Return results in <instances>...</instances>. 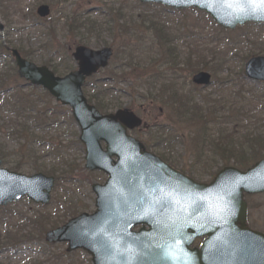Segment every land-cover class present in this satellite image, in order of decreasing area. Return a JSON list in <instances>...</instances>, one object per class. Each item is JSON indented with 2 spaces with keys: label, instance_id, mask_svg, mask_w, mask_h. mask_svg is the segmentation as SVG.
Instances as JSON below:
<instances>
[{
  "label": "rangeland",
  "instance_id": "1",
  "mask_svg": "<svg viewBox=\"0 0 264 264\" xmlns=\"http://www.w3.org/2000/svg\"><path fill=\"white\" fill-rule=\"evenodd\" d=\"M40 4L50 7L48 19L52 23L50 25L47 20L42 23L45 25L36 28L33 26L36 23L35 11ZM116 10L120 12L119 17H115ZM73 14H77V18L83 22L84 20L95 22L99 28L101 26L103 29L113 28L114 34L109 37L108 34L110 35L112 30L109 29L110 31L107 32L103 30L99 33L102 37L98 41L92 38L98 33L93 34L91 39H86L90 35H83L86 31L81 30L79 35L73 37L72 33H67L65 30L67 26L65 22ZM104 14H110V17L118 18L119 21L107 25L105 17L102 16ZM207 18L204 13L193 8L173 11L156 4H140L137 0H0V25L3 26L0 42H3L8 49H17L29 54V60L37 66L52 62L53 65L59 66L57 68L59 70H62L61 64L63 57L66 58L65 54L70 55L80 39H83V42L92 49H100L104 46L112 48L113 57L110 65L95 77L98 81L109 78L110 73H114L116 78L122 76V79H117L118 83H114V86L111 84L116 90L107 92L103 98L104 104L107 105V113H113L123 107L134 110L147 129L134 131L133 136L140 139L148 151L165 160L168 165L171 163L173 168L195 182L208 183L212 180L215 168H219L218 165H215V168L211 166L216 160L214 157L216 154L209 150L201 153L198 148L193 152L189 145V133L185 124L179 123L176 118L168 135H177L183 142L168 146L167 138L160 130L161 126L171 123L167 120L170 114L166 111L164 94L160 93L162 91L159 88L148 89L147 81L140 87L141 85L131 78L136 72L142 78L156 76L160 72L167 75L174 74L178 78V80L174 78L177 83L175 88L183 93L190 91L189 96L198 102L199 107L205 106L203 101L217 103L216 109L211 114L214 122L206 124L205 135L212 137V135L215 136L217 129L228 132L233 127L238 132V138L244 134L259 135L261 142L254 143L252 147L245 146L247 141H242L244 145L235 142L238 144H232V146L236 153H220L227 156L225 162L234 167L236 165L246 167L255 162L259 155L264 154V150H261L264 148V84L244 79L243 68L249 58L264 57V25L245 24L236 27L233 31H225L214 23L209 24L206 21ZM53 25L56 29L52 40L53 49L45 50L43 45L46 41L41 31ZM152 25L162 27L167 33L173 57H160V51L157 48L149 49L154 37ZM119 31L124 33L120 35ZM123 46H126L124 54L119 49ZM138 48L146 52L142 57L139 52H136ZM56 49L61 61L58 55L54 54ZM130 50H133L132 64L144 63L142 68L150 67L153 62L162 64L167 60L170 65L164 66L165 71H156V69L142 71L144 68L140 67L134 68L133 70H136L133 71L134 73L130 72L124 66L128 60H131L128 57ZM187 59L192 66L185 65L184 61ZM200 60L204 68L196 67ZM69 65L71 69L75 68L72 60ZM191 68L196 69L191 71ZM12 69L11 60H1V73ZM200 71L211 75L212 84L206 88H193L191 77ZM165 77L161 76L160 79L164 81ZM18 82L21 87L19 92L15 93L19 94L23 101L27 100L29 104L36 100L37 104H34L37 108L48 103L46 107L50 108L51 113L55 112L52 117L55 121L51 126L44 125L42 128L41 125L26 121L23 117H13L6 109V100L9 97L0 96L1 168L24 176L53 173L52 176L57 177L58 181L54 183L51 201L47 206H37L23 199L0 209V240L7 232L14 233L16 227L13 228V225L21 224L24 218L37 224L42 223L41 228L39 226L35 228L41 230L39 234L34 231L35 229L24 228L27 233L33 232L31 233L33 240L20 239L18 243L11 245L13 249L7 251L1 249L0 264H91L90 257L84 252L66 253L65 244L48 245L43 241V235L51 227L65 223L69 219L70 212L76 215L92 213L95 210V196L91 191V185H102L106 175L84 169V151L77 141L78 129L74 123L65 121L70 115V109L60 106L51 98L49 102L42 90L28 87L19 80ZM102 82L103 84L99 83L93 89L85 90V95H95L102 90L101 88L111 87L106 80ZM151 95L153 98L150 102L148 98ZM236 108L241 110L246 120L239 122V117H232L227 113ZM49 122L51 124V118ZM21 126L29 129L27 134H23V137L26 136L25 140L15 133V130H20ZM215 163L217 164L216 161ZM254 200L262 201L264 196ZM259 207L262 208L252 211L251 215L256 225L264 228L262 222L264 206ZM256 212L260 218L256 217Z\"/></svg>",
  "mask_w": 264,
  "mask_h": 264
},
{
  "label": "water",
  "instance_id": "2",
  "mask_svg": "<svg viewBox=\"0 0 264 264\" xmlns=\"http://www.w3.org/2000/svg\"><path fill=\"white\" fill-rule=\"evenodd\" d=\"M138 1L194 7L230 30L247 22L264 24L258 0ZM36 14L46 18L49 8L41 5ZM111 55L109 48L79 46L72 54L77 70L59 78L11 50L20 79L70 107L85 150V169L107 175L103 185L92 186L96 210L47 232L44 241L66 243L68 253L83 250L92 264H264V236L246 227L242 201L243 192L264 191V160L246 172L224 169L209 184H198L146 152L126 133L141 125L132 112L101 115L83 97L86 78L105 68ZM243 74L264 83V57L249 59ZM209 79L199 73L192 82L206 87ZM53 182L42 174L26 177L0 168V207L24 196L46 205ZM202 236L200 250L191 249Z\"/></svg>",
  "mask_w": 264,
  "mask_h": 264
},
{
  "label": "trees",
  "instance_id": "3",
  "mask_svg": "<svg viewBox=\"0 0 264 264\" xmlns=\"http://www.w3.org/2000/svg\"><path fill=\"white\" fill-rule=\"evenodd\" d=\"M46 3V2H45ZM110 15V14H109ZM108 14H104L102 16L105 17L106 19V24L109 25L111 23H117L119 21L118 18H112L110 17ZM120 16V12L116 10V16L115 17H119ZM51 20H49L50 22ZM86 21V23H85ZM206 21L209 24H212V22L207 18ZM46 20H38L36 18V25L37 27H41L42 23H45ZM52 22H50L49 24L51 25ZM66 27L65 30L67 33H72L73 37H76L77 35L80 34L81 30H85L86 33L83 35H90L88 38L86 39H91L92 35L95 33H98V35L96 37H92L94 40L95 39H101V35L99 33H102V31H108L109 29L112 30L111 34L108 36L112 37L111 35L114 34L113 28H107V29H103L102 26L99 28V26L96 25L95 22H89L88 20H84V22L79 18H77V14H73L72 17L69 20H66ZM152 29H153V33H154V37L152 38V46L149 49L152 48H157L160 52V57H173L172 56V48L170 46V40L169 37L167 35V33L165 32V30L162 27H155L154 25H152ZM109 30V31H110ZM55 27L54 25L50 28H47V30H43L41 31V35L42 37H44V42L45 44L43 45V49L47 50V49H53L52 47V40L54 38L55 35ZM120 35L121 33H124L123 31H119ZM81 34V36H83ZM121 37V36H119ZM98 40V41H99ZM47 44V45H46ZM77 45H84L87 46V43L83 42V39H80ZM162 48V52H161V48ZM62 48V47H61ZM119 49H121L123 51H126V46L120 47ZM146 50V49H145ZM20 51V50H19ZM132 51L130 50L129 52V59L132 58ZM135 52V51H134ZM136 52H139L140 56L142 57L146 52L143 51L141 48H138L136 50ZM20 53L22 54L23 57H25L26 59H28L29 54L27 53H23L20 51ZM55 55H58L59 60L61 61V57L58 54V49H56V52L54 53ZM66 58L63 57V62L61 64L62 70L57 69L59 66H55L53 65L52 62H47V63H43L44 65L48 66L55 74H65L66 72L71 70V66L69 65L70 61H71V57L70 55H68V53L65 54ZM69 56V57H68ZM2 59H9V53L7 52L5 46L3 45L2 42H0V63ZM134 60H128L126 64H124V66L126 68L129 69L130 72L136 71L133 70L138 69L141 67V69L144 68V70L142 71H147V70H151V69H156V71H165L164 70V66L165 65H170L169 60H167L166 62L162 63V64H155L156 62L151 63L150 67H143L144 63H138V64H132ZM149 62V61H148ZM185 65L186 66H192L189 62V60H185ZM173 63V60H172ZM203 62L200 63L198 62L196 64V67H201L204 68V65H201ZM123 66V67H124ZM193 69L196 68H191L190 70L193 71ZM129 72V73H130ZM134 73V72H133ZM127 75V74H126ZM125 75V76H126ZM161 76H166L164 81L161 78ZM13 77V80H12ZM118 78H116V75L114 73H110L109 78L106 79H102V80H96L91 78L88 82L87 85H89V87H95L97 84H103V80H106L107 83L109 84H114V83H118L117 79H122V76H117ZM134 78L139 85H141L140 87H142V83L144 84L145 81H147L148 83V89H161L162 94H164L163 98L166 100V106H167V113L170 114V118L167 119L168 121H170L171 123L166 124V126H161L160 130L164 133L165 138H167L168 141V146H172L174 144L177 143H182L183 141L180 139L179 136L175 135H168L169 129L174 125V119L176 118L177 121H179V123H184L187 133H189V145L192 147L193 152L196 148H198L199 152L203 153L205 150H209L211 153L214 154H218V153H236L234 152V146L235 144H241L244 145L242 143L246 142L245 146L248 147H252V145L254 143H259L261 141L260 136L259 135H254L252 136V134H244L242 137L238 138V132L236 129L231 128L228 132L226 130L223 129H217L216 130V134L215 136L212 135L213 139L211 136H207L205 135L206 132V124L207 123H211L214 122V120L211 119V114L214 112V109H216L215 104L217 105V103L214 102H205V106L204 107H199V104H197L198 102H195V100H193L189 94L190 91L188 92H182L180 90H177L175 88V83L176 81L174 80L178 78L174 75V74H166L163 72H160V74L153 76H146L143 77L141 75H139V73L136 72V74L134 75ZM109 79V80H108ZM134 81V80H133ZM177 84V83H176ZM111 85V86H112ZM114 86V85H113ZM20 84L18 82V78L15 72V69L13 67L12 70H10L9 72L7 71H3V73L0 72V96H4L7 95V97H9L6 100V109H8L9 113L11 116L19 118V117H23L24 120L26 121H33L35 122V125H41V127L43 128L44 125L46 126H51L52 124H54L55 120H52V117L55 115V112L50 111L49 107H46V104H43L41 108H37V104L36 100H34L33 102H29L23 101L19 94H16L15 92H19L20 89ZM89 87L87 89H89ZM102 90L98 93H95V95H89L88 97V102L92 103L100 112H106L107 111V105L104 104L103 102V98L107 95V92H111L112 88H101ZM105 92V95H104ZM44 93V92H43ZM160 94V95H162ZM44 95L48 98V101L50 99V97L44 93ZM101 98H99V96ZM158 97V96H157ZM153 96L151 95L150 98H148V100L151 102L152 101ZM13 101V102H11ZM47 101V102H48ZM50 102V101H49ZM16 103V104H14ZM35 103V104H34ZM263 109V107L261 108ZM260 112V110H259ZM227 113L229 115H231L232 117H239V122L242 120H246V116H244L241 112L240 109L236 108V109H232L231 111H227ZM32 114H35V116H32ZM167 114V115H168ZM27 115V116H26ZM39 115V116H36ZM243 115V116H242ZM24 116H26L24 118ZM51 116V117H50ZM51 118V124L49 122ZM208 119V120H207ZM65 121L68 123L72 124V119L68 116ZM43 122L45 124H43ZM230 124V122L228 123ZM196 126V127H194ZM263 127V126H262ZM165 131H164V130ZM29 131L28 128L26 127H20V130H15V133L17 134L18 137H23V134H27V132ZM168 135V136H166ZM222 137V138H221ZM26 136H24L22 139L25 140ZM238 142V143H235ZM168 146H163L168 147ZM241 150V149H240ZM261 150H264L261 149ZM252 151V149L250 150ZM165 161V160H164ZM166 162V161H165ZM171 166L172 164L169 163ZM47 176H52L53 173H47ZM57 177H56V182H57ZM76 215V213L74 212H70L69 217H74ZM24 221L20 224V225H13V228L16 227V231L14 233H10L7 232L5 233L4 237L0 240V250L5 248V249H13L11 245H15L16 243L19 242L20 239H25L26 241H30L29 239L33 240V238H31L33 232L31 233H25L26 231L24 230V228H28V229H32L34 230L35 228H41L42 227V223L40 222V224H37V222H31L30 219L28 218H24ZM43 220V218L41 219ZM55 226L51 227L54 228ZM25 231V232H24ZM35 232L37 231V234L41 233V230H34ZM20 236V237H19ZM40 236V235H39Z\"/></svg>",
  "mask_w": 264,
  "mask_h": 264
},
{
  "label": "flooded vegetation",
  "instance_id": "4",
  "mask_svg": "<svg viewBox=\"0 0 264 264\" xmlns=\"http://www.w3.org/2000/svg\"><path fill=\"white\" fill-rule=\"evenodd\" d=\"M135 131L136 132H139L141 130L138 129V130H135ZM133 132L134 131H132L130 133L133 135ZM260 156L261 155L258 156L259 158L258 157L256 158V161L255 162L250 163L246 167H245V165H242V166L236 165V167H234L233 165H230L229 163H226L225 162L227 160V158H226L227 156H224L223 154L218 153V154L214 155V157L216 158L215 161L217 162V164L214 161L211 166L215 168V165L216 166L218 165L219 168L218 169L215 168L216 171H215V173L213 174V176L211 178H213L214 175L217 172H219L220 170L225 169V168H229V167L236 168L239 171H245V170L249 169L250 167H252L255 163H257V162L261 161L262 159H264V154L261 157ZM259 196L260 197L264 196V192H262V193H256V194H244L243 195V200H244V202L246 204V226L250 230L259 232V233H261V234L264 235V228L258 227L256 225L255 221L252 219V215H251L252 214V211L260 210V208H262V207H259V206H264V200H262V201L254 200V199L258 198ZM252 198H254V199H252ZM252 200H254V201H252ZM256 217L260 218L259 217V214L257 212H256ZM254 219L255 220H258L255 217H254ZM262 222L264 223V217L262 219ZM203 240H204V238H198V239H196L194 241V243H193V247L199 249V247H200L201 243L203 242Z\"/></svg>",
  "mask_w": 264,
  "mask_h": 264
},
{
  "label": "snow or ice",
  "instance_id": "5",
  "mask_svg": "<svg viewBox=\"0 0 264 264\" xmlns=\"http://www.w3.org/2000/svg\"><path fill=\"white\" fill-rule=\"evenodd\" d=\"M258 6H260L262 10H264V0H258Z\"/></svg>",
  "mask_w": 264,
  "mask_h": 264
}]
</instances>
